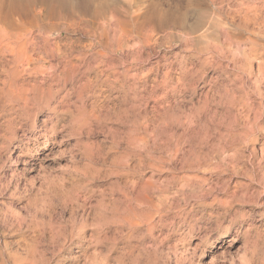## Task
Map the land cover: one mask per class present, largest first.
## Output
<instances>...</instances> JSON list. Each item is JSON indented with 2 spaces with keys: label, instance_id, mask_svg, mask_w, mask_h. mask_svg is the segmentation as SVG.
<instances>
[{
  "label": "rangeland",
  "instance_id": "rangeland-1",
  "mask_svg": "<svg viewBox=\"0 0 264 264\" xmlns=\"http://www.w3.org/2000/svg\"><path fill=\"white\" fill-rule=\"evenodd\" d=\"M210 1L0 0V264H264V0Z\"/></svg>",
  "mask_w": 264,
  "mask_h": 264
},
{
  "label": "bare ground",
  "instance_id": "bare-ground-1",
  "mask_svg": "<svg viewBox=\"0 0 264 264\" xmlns=\"http://www.w3.org/2000/svg\"><path fill=\"white\" fill-rule=\"evenodd\" d=\"M180 1H183V6H184L183 8H185V10H183V8L177 4L175 7L174 6L171 7V6H165L162 3H153L152 5H149L148 9L145 11V13L143 15L140 16L139 15L140 12H139L138 18L141 17V20H140L141 23H140V26L138 28L137 34H142L145 37L147 36V38H145L147 40L149 37H151V35H153V33L157 32V31L164 32V33H166V32L167 33L168 32L173 33V31H175V29H176V25H179L181 27V29H179L178 31L181 30L182 32H185V34L186 33L198 34L199 35L198 38L200 40L202 39L203 41H205V39H207V41H208V38H210V37H211L210 38L211 40L217 39L216 37L218 34L216 36L214 35V29L217 28L216 26H218V25H215L217 23L215 22L214 16H213L214 21L212 19V15H213L212 13H215V12H213L214 10L211 12V10L209 9L211 7H209V8L203 7L202 2H200L203 0H180ZM224 2H225L224 0H211L210 5H219L220 6ZM192 11H194V13L196 15L195 21L192 25H188L187 19L189 18V15ZM137 13H138V11H137ZM141 14H142V12H141ZM127 23H129V22H127ZM132 23H134V20ZM134 24H132L131 26H133ZM19 28H13L10 31L9 30L5 31V29L0 30V53H1V51H6L9 48H11V50H12L13 46H15L18 43L19 39L17 40L16 38H18V37H20V35H22V33L20 32L22 28L21 29H19ZM134 30H137V28ZM22 31H24V30H22ZM133 32L136 33V31H133ZM133 35H135V34H133ZM225 35H227L226 32L224 33L223 31H221L220 36H225ZM140 38L143 39L142 37H140ZM114 40L117 41V44H116L118 47L117 50L125 47L126 41L123 38H118L117 33H115V35H114ZM149 40H151V39L149 38ZM132 50H134V49H132ZM1 57H3V56H1ZM59 59H61V58H59ZM35 61H36L35 55H27V56H22V57L17 55V56H13V59H12V62L15 64L16 68H18L19 66L22 67L24 65H28L31 67L32 64L35 63Z\"/></svg>",
  "mask_w": 264,
  "mask_h": 264
}]
</instances>
